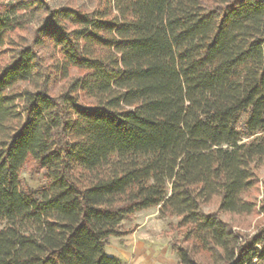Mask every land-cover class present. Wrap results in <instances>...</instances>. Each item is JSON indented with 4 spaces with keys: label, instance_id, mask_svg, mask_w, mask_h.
I'll list each match as a JSON object with an SVG mask.
<instances>
[{
    "label": "trees",
    "instance_id": "trees-1",
    "mask_svg": "<svg viewBox=\"0 0 264 264\" xmlns=\"http://www.w3.org/2000/svg\"><path fill=\"white\" fill-rule=\"evenodd\" d=\"M49 1L0 2V264H121L150 209L177 264L264 263L222 218L257 209L264 0Z\"/></svg>",
    "mask_w": 264,
    "mask_h": 264
},
{
    "label": "rangeland",
    "instance_id": "rangeland-1",
    "mask_svg": "<svg viewBox=\"0 0 264 264\" xmlns=\"http://www.w3.org/2000/svg\"><path fill=\"white\" fill-rule=\"evenodd\" d=\"M15 2L16 0H0V2ZM54 8L76 6L92 9L95 0H50ZM29 168V167H27ZM29 169L23 173V178L36 187L44 182L42 178L32 175ZM245 198L257 205L256 212L251 216H230L225 214L223 220L231 223L236 232L252 236L264 226V164L256 171V185ZM218 208L217 202L206 205L203 210L211 213ZM178 222L177 218H161L158 209L139 212L132 220L124 223V229L134 230L122 238H113L107 247V254L118 258L121 264H177L178 257L173 244L182 239L170 224Z\"/></svg>",
    "mask_w": 264,
    "mask_h": 264
},
{
    "label": "crops",
    "instance_id": "crops-1",
    "mask_svg": "<svg viewBox=\"0 0 264 264\" xmlns=\"http://www.w3.org/2000/svg\"><path fill=\"white\" fill-rule=\"evenodd\" d=\"M261 264H264V263H261Z\"/></svg>",
    "mask_w": 264,
    "mask_h": 264
},
{
    "label": "built area",
    "instance_id": "built-area-1",
    "mask_svg": "<svg viewBox=\"0 0 264 264\" xmlns=\"http://www.w3.org/2000/svg\"><path fill=\"white\" fill-rule=\"evenodd\" d=\"M256 262V261H255Z\"/></svg>",
    "mask_w": 264,
    "mask_h": 264
}]
</instances>
